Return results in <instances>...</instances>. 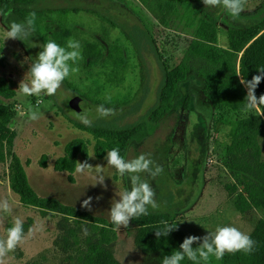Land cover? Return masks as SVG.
<instances>
[{
  "label": "rangeland",
  "instance_id": "rangeland-1",
  "mask_svg": "<svg viewBox=\"0 0 264 264\" xmlns=\"http://www.w3.org/2000/svg\"><path fill=\"white\" fill-rule=\"evenodd\" d=\"M192 1L219 17V43L225 45L228 27L225 20H231L228 13L220 7L204 6L202 0ZM63 7H83L92 11L69 12L62 17L58 13L38 12ZM29 8L36 13L34 28L39 34L45 33L47 22H62L72 30L63 46L67 40L75 39L80 41L82 50L85 42L103 40L107 47H114V53L121 50L124 59L122 65L107 63L86 67L82 58L73 65L79 71L66 78L55 95L24 96L18 89L19 83L23 78L28 81V68L45 42L34 31L29 39L4 41L9 25L24 19L13 13H0V74L11 78L16 90L13 99L0 98V102L14 110L10 122L16 133L13 152L24 164L34 190L40 196H52L64 204L78 207L91 196V210L83 209L109 220L107 211L111 201L119 199L116 192L130 188L129 177L121 178L114 168L107 166L106 155L103 158L89 157L93 155V137L73 123L85 125L77 118L78 113H87L91 126L105 123L126 125L140 120L146 123V131L132 141L125 159L144 153L163 167V172L154 178L146 173L140 174L154 188L159 205L156 209L149 206L148 210L178 213L176 219L189 236L207 234V231L225 225L237 227L249 235L262 213L258 208L239 213L234 207L235 194L225 188L226 184L234 182L226 167L225 148L230 141L228 128L222 126L216 133L213 131L219 111L205 100L201 78L190 72L181 85L183 95L190 93L194 97L190 109H183L180 100L165 120L155 123L145 118L147 110L157 101L163 78L147 34L152 35L158 51L173 66L183 57L193 37L192 29L177 17H172L166 26L160 24L138 0H34ZM261 11H264V0H246L242 14L248 17ZM234 21L240 23L244 20L235 18ZM242 53H238L237 68ZM74 97L80 99L72 107L70 101ZM38 101L40 118L31 121L26 115L28 105L35 107ZM101 104L112 108L114 114L100 117L96 109ZM230 115L242 118L248 114L233 112ZM260 117L264 120L263 115ZM77 138L88 142V158L78 157L77 162L87 160L92 166H104L106 189L92 185L96 175L94 169L86 174L75 170L72 174L74 182H70L67 172L53 168L55 159L64 153L65 145ZM258 143L264 161V138H259ZM43 154L47 156L46 167L39 165ZM208 158L212 162L208 163ZM9 163L10 157L0 162V198L7 199L13 212L0 211V235L12 226L17 216L24 220L27 235L20 246L7 254L4 264H67L78 244L90 235L88 225L82 224L78 228L60 213L22 205L9 187ZM241 189L239 186V191ZM29 229H32L30 234ZM136 232L137 227L132 221L127 228H117L118 238L111 245L115 258L120 264H159L162 257L158 253H146L135 246ZM208 264L220 263L210 258Z\"/></svg>",
  "mask_w": 264,
  "mask_h": 264
},
{
  "label": "trees",
  "instance_id": "trees-1",
  "mask_svg": "<svg viewBox=\"0 0 264 264\" xmlns=\"http://www.w3.org/2000/svg\"><path fill=\"white\" fill-rule=\"evenodd\" d=\"M34 0H0V13H13L25 20L27 14L34 12L29 8ZM141 2L162 25H168L172 17H177L185 26L192 29L193 37L181 60L170 66L156 47L152 35L147 34V40L152 45L157 60L160 63L163 78L158 89L157 101L150 107L145 118L148 122H161L173 113L176 103L181 100L182 108L190 109L194 97L190 93L183 95L181 85L186 81L190 72L195 73L202 80L201 91L206 101L219 111L215 120L213 131L216 133L220 127L228 128L229 143L226 145V167L234 178V182L225 185L230 194H235L234 207L243 214L254 208L261 210L262 217L257 221L249 234L255 242L251 253L235 252L225 253L220 264H264V161L261 159L259 138H264V120L259 115L245 117H232L230 114L243 112V101L246 88L240 82L237 74H242L250 80L257 70L264 67V11L248 17L242 13L236 19H243L235 23V18L229 14L231 20L226 19V44L219 43L220 27L218 16L203 10L192 0H138ZM92 10L83 7L48 8L38 11L44 13H58L60 17L69 12ZM59 21V20H58ZM115 26L114 22H111ZM46 31L37 36L47 42L54 40L59 45L65 44L72 30L62 22L46 23ZM256 37V38H255ZM255 38L248 46L247 44ZM247 46V47H246ZM107 47L103 40L85 42L81 55L86 67L91 65L114 66L124 62L121 50ZM243 51L239 68L236 59L238 53ZM257 97L264 94V80L255 90ZM16 96V90L11 78L0 74V98L11 100ZM264 116V115H263ZM14 117V110L10 105L0 102V162L10 157L9 187L24 206H33L41 210L62 214L73 221L75 227L88 225L90 235L78 244L67 264H120L115 258L111 245L117 238V226L103 216L93 215L89 211L74 205L64 204L52 196H40L29 182L24 164L19 156L13 152L15 131L10 127ZM92 135L93 154L96 158H103L106 151L118 148L120 154L126 158L128 149L134 139L146 131L144 121H135L126 125L103 124L99 126H86L73 123ZM88 158V142L84 139H73L64 147V153L54 161L56 171L68 173V180L74 182L72 174L76 169L77 158ZM39 165L46 167L47 156L41 155ZM239 186L242 189L239 191ZM176 212L161 210H148V215L134 217L131 221L137 227L134 244L146 253H158L161 257L169 255L173 250H179L183 239L189 235L183 230ZM162 222L176 225L177 230L167 237L157 238L155 231L163 227ZM69 231H74L70 229ZM206 234L197 235L203 237ZM85 244V245H84ZM198 245L194 244L193 247ZM181 264H192L187 259Z\"/></svg>",
  "mask_w": 264,
  "mask_h": 264
},
{
  "label": "clouds",
  "instance_id": "clouds-1",
  "mask_svg": "<svg viewBox=\"0 0 264 264\" xmlns=\"http://www.w3.org/2000/svg\"><path fill=\"white\" fill-rule=\"evenodd\" d=\"M202 3L207 7L223 8L232 18H237L244 11L246 0H202ZM35 21L36 13L31 12L23 22H12L6 29L4 41L29 39L33 35ZM40 49L41 51L36 54L28 68V81L25 82L23 78L19 83L18 89L24 96H53L66 78L79 71V68L73 65L82 59L80 41L69 39L66 46H61L49 39L40 46ZM257 73L250 80L245 79L242 74H237L240 84L247 90L242 111L249 116L253 113H258L259 116L264 115V94L259 97L255 94L258 85L264 80V67L259 68ZM39 103L40 101L35 107L28 105L26 115L29 120L36 121L40 118ZM96 112L100 117L114 114L112 108H106L103 104L97 106ZM77 118L85 125L91 126L92 121L87 113H78ZM9 127L11 129L12 126L9 125ZM94 155L89 157L94 158ZM104 159L107 161V166L114 168L121 178L129 177L130 188L116 192L119 199H112L110 209L107 211L113 225L118 229L121 226L127 228L134 217L148 215L149 206L153 209L159 206L155 199L154 188L147 180L142 179L140 174L146 173L154 178L163 172V167L155 164L144 153L130 160L125 159L120 154V150L115 147L106 151ZM93 169L96 175L92 185H99L106 189L104 166H92L87 160L76 162L75 170L79 174L90 173ZM92 200L93 197H87L81 202V207L91 210ZM0 211L9 214L13 212L7 199L0 198ZM162 223L163 227L155 231L157 238L167 237L172 231L177 230V224L173 226L167 222ZM31 231L32 229H29V234ZM26 235L24 220L18 216L15 217L12 226L0 235V264H4V258L9 252L14 251L25 241ZM194 244L198 246L193 247ZM254 245L255 242L251 237L237 227L217 226L214 231H207L203 237L190 235L184 238L179 245V250H173L171 254L164 255L159 260V264H181V261L185 259L192 264H208L210 258L220 260L225 253H251Z\"/></svg>",
  "mask_w": 264,
  "mask_h": 264
},
{
  "label": "water",
  "instance_id": "water-1",
  "mask_svg": "<svg viewBox=\"0 0 264 264\" xmlns=\"http://www.w3.org/2000/svg\"><path fill=\"white\" fill-rule=\"evenodd\" d=\"M80 98H78V97H74L71 101H70V105L73 107L74 105H75V102L77 101V100H79ZM86 108V107H85Z\"/></svg>",
  "mask_w": 264,
  "mask_h": 264
},
{
  "label": "built area",
  "instance_id": "built-area-1",
  "mask_svg": "<svg viewBox=\"0 0 264 264\" xmlns=\"http://www.w3.org/2000/svg\"><path fill=\"white\" fill-rule=\"evenodd\" d=\"M207 161H208V163L212 162V160H211V159H209V158H208V160H207Z\"/></svg>",
  "mask_w": 264,
  "mask_h": 264
},
{
  "label": "crops",
  "instance_id": "crops-1",
  "mask_svg": "<svg viewBox=\"0 0 264 264\" xmlns=\"http://www.w3.org/2000/svg\"><path fill=\"white\" fill-rule=\"evenodd\" d=\"M207 162V161H206ZM181 225V224H180ZM182 227V226H181Z\"/></svg>",
  "mask_w": 264,
  "mask_h": 264
}]
</instances>
